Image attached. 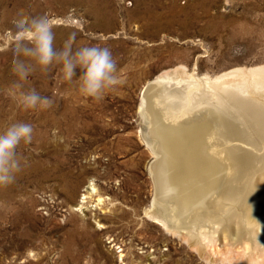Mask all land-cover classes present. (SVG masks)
Segmentation results:
<instances>
[{
  "label": "rangeland",
  "instance_id": "obj_1",
  "mask_svg": "<svg viewBox=\"0 0 264 264\" xmlns=\"http://www.w3.org/2000/svg\"><path fill=\"white\" fill-rule=\"evenodd\" d=\"M0 3V131L15 122L34 128L32 143L18 149L27 166L14 184L0 189V264H264L261 249L250 248L244 255L239 240L228 236L238 231L246 238L236 215L231 216L230 227H223L227 234L216 233L212 247H204L184 229L164 228L149 215L156 210L151 206L155 156L144 140L139 111L146 83L162 72L184 68L202 78L264 64V0ZM7 11L12 14L5 18ZM20 11L28 18L47 16L56 25L58 47L72 32L77 33L74 47H110L123 83L96 101L83 97L75 83H59L56 67L47 76L34 73L24 90L35 88L55 99L58 107L28 111L18 107L8 49L16 39L12 21ZM262 108L259 113L246 111L253 120L246 124L250 130L246 137L263 146L254 150L252 159L238 156L228 191L247 201L259 190L260 199L249 201L250 219L264 225ZM238 113L228 109L220 118L225 128L229 124L242 133L245 126L237 121ZM218 137L215 140L222 142ZM233 137H239L237 132ZM244 175L258 181L256 191ZM89 183L96 188L90 194ZM235 206L230 214L240 211Z\"/></svg>",
  "mask_w": 264,
  "mask_h": 264
},
{
  "label": "bare ground",
  "instance_id": "obj_2",
  "mask_svg": "<svg viewBox=\"0 0 264 264\" xmlns=\"http://www.w3.org/2000/svg\"><path fill=\"white\" fill-rule=\"evenodd\" d=\"M10 14L7 11L3 16L6 18ZM146 84L141 93L139 111L144 122V140L155 156L151 168L155 184L151 206L156 210L149 215L164 228L184 229L198 243L210 247L215 242L216 233L225 230L223 227H230L231 216L236 215L235 220L242 224L246 238L242 239L238 231L235 235L228 233V229L223 233H228L234 242L239 240L244 255L245 251L257 247L264 258V225L257 223L255 218V221L250 219L253 215L250 216L251 203L261 197L255 186L258 181L248 176L245 179L244 175V179L251 180L255 187L253 192L257 190L247 201L238 193L228 191L238 156L252 159L254 150L259 151L263 146L261 143L257 145L258 142L255 144L252 137H246L250 132L246 126L251 120V114L246 111L258 112L259 107H264V64L235 67L214 77L202 78L187 74L184 68H174L158 74ZM228 109L239 112L236 119L245 126L242 133L239 127L236 128L238 131L229 128V124L225 128L220 113L226 114ZM235 132L239 137H233ZM218 134L222 142L215 140ZM86 188L88 194L96 190L93 183ZM261 199L264 202L263 197ZM97 200L100 201L101 197L98 196ZM250 200L253 201L249 203ZM235 204V208L241 209L230 214ZM76 206L80 208L83 204L79 202Z\"/></svg>",
  "mask_w": 264,
  "mask_h": 264
},
{
  "label": "clouds",
  "instance_id": "obj_3",
  "mask_svg": "<svg viewBox=\"0 0 264 264\" xmlns=\"http://www.w3.org/2000/svg\"><path fill=\"white\" fill-rule=\"evenodd\" d=\"M12 21L16 39L8 49L12 53L10 73L16 79L13 87L18 90L13 99L25 111L51 109L58 102L42 96L35 88L24 90L29 77L36 72L45 76L59 67V83L78 87L83 97L100 101L106 90L123 81L118 75V61L106 45H82L74 47L77 33L72 32L58 47L56 25L47 16L28 18L23 11ZM79 70V75H77ZM34 128L30 123L15 122L0 131V189L14 184L27 166V158L18 152L21 144H31ZM55 143V139L51 141Z\"/></svg>",
  "mask_w": 264,
  "mask_h": 264
}]
</instances>
